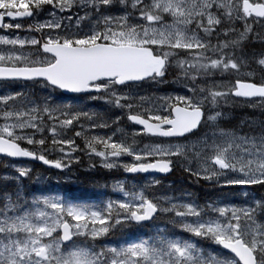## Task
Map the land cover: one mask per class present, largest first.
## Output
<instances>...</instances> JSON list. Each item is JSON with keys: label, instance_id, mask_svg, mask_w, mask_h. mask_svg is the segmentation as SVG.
Instances as JSON below:
<instances>
[{"label": "snow or ice", "instance_id": "6c2138e0", "mask_svg": "<svg viewBox=\"0 0 264 264\" xmlns=\"http://www.w3.org/2000/svg\"><path fill=\"white\" fill-rule=\"evenodd\" d=\"M44 15L27 28L13 23ZM257 24L264 26V0H0V30L25 32L0 36V82L30 83L46 93L40 100L23 91L0 95V155L64 172L82 152L89 168H122L133 178L179 165L197 182L246 197L237 206L201 204L187 192L149 196L146 188L160 184L155 176L131 188L117 180L110 187L119 197L99 202L3 192L0 264H264V195L250 191L264 189V129L240 135L221 128L225 114L217 110L233 98L264 107V52L253 56L259 83L239 53L244 41L257 38ZM259 39L264 44V34ZM173 70L184 94L138 91L167 83ZM217 75L229 79L199 83ZM84 100L120 115L88 111ZM122 117L139 126L133 137L153 141L137 148L126 133L114 139ZM113 125V132L93 131ZM205 127L211 134L201 136ZM51 152L58 155L49 158ZM13 168L16 175L5 180L29 175ZM132 228L149 231L131 236Z\"/></svg>", "mask_w": 264, "mask_h": 264}, {"label": "trees", "instance_id": "16d2710c", "mask_svg": "<svg viewBox=\"0 0 264 264\" xmlns=\"http://www.w3.org/2000/svg\"><path fill=\"white\" fill-rule=\"evenodd\" d=\"M167 77L166 79H168ZM3 85L17 86L23 88V92L31 97V99L40 100L43 99V93L45 91L40 88L38 85L34 86L30 83L25 84L24 82L17 83H2ZM146 88H151V86L145 85ZM180 90V88L178 87ZM140 90V89H139ZM151 89L148 90V92ZM141 94V93H140ZM81 106L86 107V110L91 112L101 113L105 118L112 117L113 113L116 115H120V111L118 109H109L107 105H100L99 102L95 101H81ZM257 115V116H256ZM236 116H239L242 120H247L248 118H259L260 125L258 126L260 130L264 129V108L262 111H254L239 109L236 112ZM118 126L121 128L122 133L129 134V129H134L135 127L131 126L125 117L118 122ZM228 126V125H227ZM116 125H113L111 129H99L98 132L105 134L111 131H115ZM136 129V128H135ZM97 132V131H95ZM97 132V133H98ZM68 135H72V132H69ZM124 136V135H123ZM129 135L127 139H129ZM120 138L117 135L118 139ZM131 138V137H130ZM144 136H140L138 139V143L144 141ZM150 139V138H148ZM153 140V138L151 139ZM131 141V139H130ZM129 142V141H128ZM48 155V153H46ZM48 157H51L48 155ZM31 166V170L29 171V175L24 178H20V182L17 183L15 180H1V176H3V172L5 170L0 171V193L3 192H11L15 193L17 190L20 191L22 196L31 197L37 193H45V194H61L63 197L71 200L73 202H90L105 198L108 194H110L111 184L116 182L117 180L121 181L124 175L117 171H100L97 170L95 172L83 173L81 170H77V176L73 178L72 182L66 183L62 182L59 178H55L58 182H55L51 179V177H47L45 182L38 184V179L41 177H45V175L49 176H59L56 172H51L46 170L41 165L36 163H27ZM85 165V163H79V167ZM88 168V165L85 166ZM96 170V169H93ZM12 177V176H10ZM127 180H142L141 177H128ZM160 179V184L155 185L152 188H147L146 193L149 196H163V195H172V196H181L182 193L187 192L191 193L192 197L197 200V202L201 204L208 203L210 201H216L219 199L224 200V202L231 203L237 206H240L245 200L246 197L242 195L236 194L235 190H225L221 192L218 188L213 185H208L204 181L197 182L194 177L189 176V174H185L182 172H178L174 170L173 174H171L167 178H158ZM108 185L109 187H105ZM252 195L261 196L264 195V189H261L260 186H253L250 190ZM92 197V198H91ZM148 229H138L132 228L129 230L131 236H139L141 234L147 235ZM119 238V237H118ZM117 238V239H118Z\"/></svg>", "mask_w": 264, "mask_h": 264}, {"label": "rangeland", "instance_id": "374dc122", "mask_svg": "<svg viewBox=\"0 0 264 264\" xmlns=\"http://www.w3.org/2000/svg\"><path fill=\"white\" fill-rule=\"evenodd\" d=\"M73 17L75 19V13H73ZM47 18L48 17L46 15H44L42 17H38L36 19L31 18V19L26 20V21L25 20L13 21V23L20 22V23H22L24 25L25 28H27L30 23L34 24V23L37 22V20L43 21L44 19H47ZM74 19H73V22H72V26L73 27H74ZM168 22H170V18L165 20V23H168ZM64 23L65 24H69V22L67 20H65ZM254 31L253 32L255 34H258L257 38L255 40H251V39L246 40V41H248L247 43L249 44V46L244 45L246 42H243L242 45H241V48L239 50V53H242L243 56L246 57V64L248 63V69L255 71L256 74H255L254 79H255V81L257 83H259L260 80H261V73H260V70L258 69L257 65L254 63L253 56H254V54L258 55V54L261 53V51L262 52L264 51L263 50V48H264L263 45L264 44H262L260 39H259V34H264L263 26L258 25V24L255 25L254 26ZM11 33H16V30H9V32L7 34L1 33V31H0V36L9 35ZM16 34H19V35H21L23 37L25 35V32L24 31H19ZM212 43H216V38L215 37L212 38ZM242 51H244V52H242ZM251 60H253V61H251ZM248 69H246V70H248ZM175 75H176V72H175V70H173L172 74L168 76L169 78L167 79V81H168L167 83L151 86V88L144 87V88H142L140 90L138 89V91L142 95H146V96H150V97H159V96L176 95V94H181L182 95L184 93H183V90L181 89V87L179 85H177V84L172 82L174 77H175ZM228 79L229 78H226V77H224L222 75H217V76L212 77L210 79H205V80L199 81V83H201L203 86L207 87L208 84L211 83L212 81H215V82L219 83V82H227ZM178 87L180 88V90L178 89ZM149 89H151V90L148 92ZM14 91H23V88L17 87V86H10V85L0 84V95L6 94V93H9V92H14ZM45 94L44 93L42 94L43 98H44ZM29 98H31V97H29ZM234 100L235 99L233 98L227 104H221L218 107L217 110H219V111H221L222 113L225 114L224 118L218 121L219 127L227 129V130H234L240 135H244V134H248V135L257 134L258 135L261 132L260 128L258 127L259 125L261 127L259 118L255 117L253 119L248 118L247 120H242L239 116H236V112L239 109H245V110H250V111H254L256 109L257 111H260V110L262 111V109L264 107L259 106V105L255 106V107H248L245 104L234 103L233 102ZM86 101H88V100H86ZM121 119H123V117ZM134 129H132V130L129 129L130 132H129L128 135L131 138L128 137L129 138L128 141L131 142L133 139H135V141H136L135 147L142 148L144 146V144L151 143L153 141V140H151L152 138L148 139L149 137L144 136V138H146V139H144V141L139 144L138 143V141H139L138 139L140 138V136H135V137L132 136V132H133ZM98 130L99 129H95L93 131L94 132L95 131L98 132ZM97 132H95V133H97ZM111 132H113V131H111ZM205 132H208L209 135H210L211 134V128H209V127L202 128L200 135L202 136ZM99 134H102V133H99ZM117 135H119L120 138H122L124 133H122V131L119 132V133H116V135L113 138L116 139ZM75 139H76L77 144H80L82 146L83 141L79 137H75ZM130 139H131V141H130ZM192 139L195 140L196 138L193 137ZM23 146H26V145H23ZM48 155L51 156L49 158H55L58 154L55 153V152H51V153H48ZM76 155L80 156V158H81V162L80 163H85V165L79 167V164H75V165L72 166L71 170L66 169L64 172H60L58 170L56 174H59V176L45 175V177H41V178L38 179V184L42 183V182H45L47 177H51V179L53 181H55V182H58V180L55 179V178H59L62 182L70 183V182H72L73 178H75L77 176V170H81V172H83V173L95 172L97 170L107 171V172H109V171H117V172L122 173L124 175V177L122 178L121 181H125L126 180L127 181V186L129 188H131L133 185L144 186L145 183H146L144 179H142V180H135V179L134 180H127L126 178H128V177L125 175V172L123 171L122 168H114V169L108 170V169H104L102 167H99V165H97L95 168H89V167L87 168L85 166H87L89 164L88 158L85 157L82 152H78V153H76ZM121 159L124 162H131V157L124 156ZM13 164H15L17 166H23V167L29 169V171L31 170V166L28 165L27 163H14V162H10V161H8L6 159L0 158V171L2 169L6 171V172H3V176H1V180L5 181V179H4L5 176H9L10 177V176H15L16 175V173L14 171V168H13ZM193 166H195L194 163H193ZM93 169H96V170H93ZM173 169L177 170L178 172H182V173L188 174V173L184 172L182 167H180L179 165L174 166ZM174 170H173V172H174ZM148 178L150 179L151 177H148ZM156 178H159V177H156ZM205 183L208 184L207 182H205ZM208 185H210V184H208ZM110 191H111L110 194L105 196V198L102 199V200H105V199H108V198H118L119 197L118 193H113L112 190H110ZM56 195H59V196L63 197V195H61V194H56ZM63 199L65 201H71V200H68L65 197H63ZM219 200H222V199H219ZM99 201H101V200L98 199V200L90 201V202H99ZM71 202H73V201H71ZM223 202H224V200H223ZM227 202L228 201H226L225 203H227ZM117 238L118 237H112L111 239L115 240Z\"/></svg>", "mask_w": 264, "mask_h": 264}, {"label": "water", "instance_id": "95a60500", "mask_svg": "<svg viewBox=\"0 0 264 264\" xmlns=\"http://www.w3.org/2000/svg\"><path fill=\"white\" fill-rule=\"evenodd\" d=\"M25 19H30V18H24V19H21V20H25ZM4 31V30H3ZM4 32H6V31H4ZM67 95H71V94H67ZM130 124H132L131 122H130ZM133 125V124H132ZM134 126H136V125H134ZM137 128L139 127V126H136ZM0 158H3V159H7V160H9V161H11V162H17V163H19V162H31V163H36V164H39V165H42L43 167H45V168H47V169H50V170H54V171H56L57 169H52V168H49L48 166H45V165H43L42 163H40L39 161H33V160H27V159H21V160H12L11 158H7V157H4V156H2V155H0ZM173 171V170H172ZM172 174V172L171 173H168V174H159V173H152V174H137L136 176H159V177H168V176H170ZM126 175H129V176H131L130 174H127L126 173Z\"/></svg>", "mask_w": 264, "mask_h": 264}, {"label": "flooded vegetation", "instance_id": "af4514ba", "mask_svg": "<svg viewBox=\"0 0 264 264\" xmlns=\"http://www.w3.org/2000/svg\"><path fill=\"white\" fill-rule=\"evenodd\" d=\"M237 29L239 30V29H242V23H240V22H238L237 23ZM263 30H264V26H263ZM253 31H254V28H253ZM255 32V31H254ZM244 42H246L244 45H246V46H249V44L247 43L248 41H244ZM260 46V45H259ZM261 47V46H260ZM262 48V47H261ZM264 49V48H263Z\"/></svg>", "mask_w": 264, "mask_h": 264}, {"label": "bare ground", "instance_id": "6f19581e", "mask_svg": "<svg viewBox=\"0 0 264 264\" xmlns=\"http://www.w3.org/2000/svg\"><path fill=\"white\" fill-rule=\"evenodd\" d=\"M264 46V45H263ZM244 49V48H243ZM264 50V49H263ZM242 52H244V51H242ZM262 52V51H261ZM264 52V51H263ZM247 55V54H246ZM250 57V56H249ZM246 58V57H245ZM251 61H253V60H251ZM247 65H248V63H247ZM252 65V64H251Z\"/></svg>", "mask_w": 264, "mask_h": 264}]
</instances>
